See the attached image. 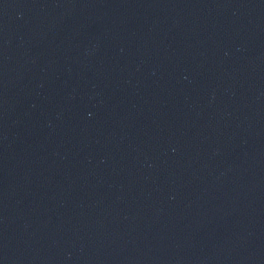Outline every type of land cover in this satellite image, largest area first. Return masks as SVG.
Listing matches in <instances>:
<instances>
[{"label": "water", "instance_id": "water-1", "mask_svg": "<svg viewBox=\"0 0 264 264\" xmlns=\"http://www.w3.org/2000/svg\"><path fill=\"white\" fill-rule=\"evenodd\" d=\"M0 264H264V0H0Z\"/></svg>", "mask_w": 264, "mask_h": 264}]
</instances>
